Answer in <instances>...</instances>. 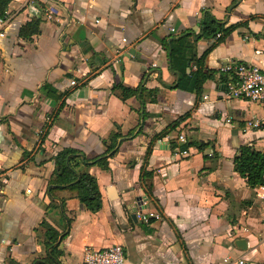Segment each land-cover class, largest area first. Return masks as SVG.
<instances>
[{"label": "crops", "instance_id": "0c3cea01", "mask_svg": "<svg viewBox=\"0 0 264 264\" xmlns=\"http://www.w3.org/2000/svg\"><path fill=\"white\" fill-rule=\"evenodd\" d=\"M205 8L229 31L200 35ZM0 17V264L47 257L44 219L68 232L62 264L115 243L124 264H264V199L235 161L243 144L264 151V103L228 97L218 71L227 59L264 69V0H10ZM32 19L38 32L19 34ZM175 38L193 56L187 72L203 56L210 77L200 92L173 87ZM141 83L146 90L126 99L112 90ZM113 141L108 168L77 166L97 178L98 211L69 190L50 193L60 148L91 161ZM190 141L201 147L183 148ZM112 184L136 219L127 212L119 222ZM144 196L160 212L153 221L138 216Z\"/></svg>", "mask_w": 264, "mask_h": 264}, {"label": "trees", "instance_id": "16d2710c", "mask_svg": "<svg viewBox=\"0 0 264 264\" xmlns=\"http://www.w3.org/2000/svg\"><path fill=\"white\" fill-rule=\"evenodd\" d=\"M10 0H0V14L4 15L7 4ZM38 19H32L25 24H22L19 28V34L30 36L37 33L39 30ZM202 30L200 35L214 36L218 31H229L225 29L223 23L217 20L208 9L205 8L202 19ZM179 38L175 40L171 39L169 43L168 56L170 68L177 72V83L173 86L176 88H182L186 90H196L200 92L203 88L204 82L210 77V73L206 72L203 64V56L196 59V68L191 72H187V64L192 60L187 49L178 45ZM120 90V96L122 99H126L131 95H139L140 92L145 91L144 83H141L136 88L127 87L123 84H117L113 87V91ZM153 100L155 99L152 98ZM144 103V102H143ZM182 118H177L172 127H176ZM118 137V134L112 136ZM42 139V138H41ZM116 140V139H115ZM197 144L201 147L199 142H187L184 143L183 148L192 144ZM115 152V141L111 142L107 149L89 161L80 151L72 147H62L54 155L55 168L53 170V180L50 183L49 191L54 196L55 192L61 189L69 190L73 196H76L84 206L96 212L102 207V194L99 189L97 178L92 175L88 170H78L77 166L83 163L86 167L92 164H98L103 168H108V158ZM236 168L240 175L245 177L247 183L251 187H256L264 184V151L256 149L253 145L243 144L239 148V154L235 158ZM145 174L151 175V172ZM65 198H62L58 203L63 215L65 214ZM151 218L150 221H153ZM42 224L46 228V235L49 239L47 246V257L37 258L32 264H62L60 256L62 250L59 249V244L62 238H64L68 232L58 231L51 223L45 219Z\"/></svg>", "mask_w": 264, "mask_h": 264}, {"label": "built area", "instance_id": "2783aa9c", "mask_svg": "<svg viewBox=\"0 0 264 264\" xmlns=\"http://www.w3.org/2000/svg\"><path fill=\"white\" fill-rule=\"evenodd\" d=\"M48 18L52 15L47 14ZM6 17H0V24H4ZM174 31L175 28L171 27ZM4 31H0V36H4ZM220 35V33H218ZM122 41L126 42L127 38L123 37ZM121 53V51L119 52ZM130 57H134L133 52L129 53ZM120 60L119 56L115 59L116 62ZM218 71L226 76V95L230 98H245L252 102L264 103V69L258 64L237 61L234 59H227L218 67ZM71 84H77L75 79H71ZM249 124L253 127H261L260 121H249ZM181 141H185L184 134H180L178 137ZM259 198L264 199V184L258 186ZM31 191L30 188L27 189ZM150 204L148 196H144L140 199V206L142 207L139 213V218L143 221H150L151 218H158L160 212L157 210H147ZM125 250L121 244H112L110 246L95 248L87 247L85 249L84 258L82 264H124L125 263ZM240 264H244V259L239 260Z\"/></svg>", "mask_w": 264, "mask_h": 264}, {"label": "water", "instance_id": "95a60500", "mask_svg": "<svg viewBox=\"0 0 264 264\" xmlns=\"http://www.w3.org/2000/svg\"><path fill=\"white\" fill-rule=\"evenodd\" d=\"M188 70H190V67H188ZM106 190L112 200L114 212L121 224L126 221L127 212H129V217L134 219L137 218V213L135 211H129L131 208L130 205H124L121 195L114 184L108 186ZM235 244L239 249L247 248V241L244 238L236 239Z\"/></svg>", "mask_w": 264, "mask_h": 264}]
</instances>
